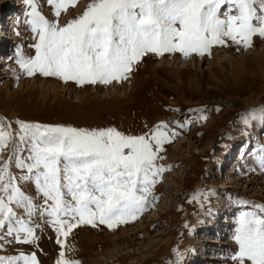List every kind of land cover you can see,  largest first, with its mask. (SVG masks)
Wrapping results in <instances>:
<instances>
[{
    "label": "snow or ice",
    "instance_id": "6c2138e0",
    "mask_svg": "<svg viewBox=\"0 0 264 264\" xmlns=\"http://www.w3.org/2000/svg\"><path fill=\"white\" fill-rule=\"evenodd\" d=\"M45 2L55 19L42 14L38 0H23L28 8L24 22L36 41L29 47L35 54L25 56L18 49L16 63L29 77L39 74L77 85L128 80L133 66L150 53L204 56L215 45L227 47L231 41L247 49L253 36L264 38V0H89L81 14L63 24L62 13L79 0ZM257 113L264 122V108L253 109L242 117L245 125ZM166 129L161 122L150 133L128 135L116 127L42 125L0 117V249L11 243L38 246L36 229L42 224L54 228L56 243L64 249L61 237L66 239L80 225L112 229L136 220L157 199L153 189L169 170L157 164L164 159V145L177 135ZM258 152L264 170V145ZM29 186L34 187L32 194L26 191ZM252 208L236 219V247L227 257L231 264H264V204ZM206 215H212L211 208ZM20 262L40 264L35 252L0 256V264ZM183 262L181 253L175 264ZM55 264L80 261L62 250Z\"/></svg>",
    "mask_w": 264,
    "mask_h": 264
},
{
    "label": "rangeland",
    "instance_id": "374dc122",
    "mask_svg": "<svg viewBox=\"0 0 264 264\" xmlns=\"http://www.w3.org/2000/svg\"><path fill=\"white\" fill-rule=\"evenodd\" d=\"M38 2L42 14L55 19L51 6L45 0ZM88 3L89 0H79L74 8L69 7L62 13L60 22L66 23L81 14ZM3 7L11 15L15 39L8 40L0 50V117L42 125L116 127L128 135L150 133L154 126L164 122L168 125L166 131L177 135L164 145L160 153L164 159L157 160V164L169 169L160 175L153 189L157 199L136 220L112 229L106 225H80L66 239L61 237L64 249L56 243L54 228L42 224L36 230L38 246L5 244L0 256L35 252L40 264H55L59 252L65 250L66 256L80 264H175L183 253V264H196L189 261L188 251L198 233L196 225L208 217L207 208L213 214L225 202L242 212L254 210L252 204H264V170L257 159L259 152L255 145L264 143V122L259 113L248 125L242 119L251 110L264 108V38L253 36L252 46L247 49L231 41L227 47L215 45L211 54L204 56L150 53L133 66L128 80L109 85H77L39 74L29 77L20 69L15 59L17 50L25 56L35 54L29 47L36 42L34 34L24 22L28 8L23 0L14 3L0 0V10ZM3 16L0 13V19ZM218 53L219 58L226 57L229 61L219 66L220 61L213 58ZM189 59L200 63L202 68L213 66V70L177 69L183 60ZM173 60L176 65L171 69L159 67ZM210 61L214 64L210 65ZM43 82L57 85L56 94L50 93L48 97L47 87L40 88ZM60 87L66 91H59ZM13 127L18 126L13 123ZM240 133L245 134L238 136ZM251 141L254 142L245 153ZM7 155L6 152L5 158ZM222 169L226 184L224 180H217ZM232 172L243 179L236 182ZM26 191L32 194L34 187L29 186ZM240 200L252 204L238 203ZM236 226L231 227L232 233L219 246L221 252L231 254L236 247L232 240ZM123 232L129 236L114 242ZM68 248L72 251H67ZM226 255L220 257L223 259ZM207 259L210 264L214 261L211 257ZM219 264H231V261Z\"/></svg>",
    "mask_w": 264,
    "mask_h": 264
},
{
    "label": "bare ground",
    "instance_id": "6f19581e",
    "mask_svg": "<svg viewBox=\"0 0 264 264\" xmlns=\"http://www.w3.org/2000/svg\"><path fill=\"white\" fill-rule=\"evenodd\" d=\"M221 54V53H220ZM219 53H218V55H214V59L216 58L218 61H220V63H219V66H220V64L222 63V62H227V61H229L228 59H226V57H224V58H219ZM191 58V57H190ZM196 58V57H195ZM183 61H185L184 63H183V65L181 66V67H177V69L178 70H180V71H183V70H189V68L191 67V68H195V67H199V68H202L201 67V64L200 63H198V62H196L195 60H193V59H189V60H183ZM200 62V61H199ZM170 64H168L167 66H165L164 65V63L163 64H161L159 67L161 68H165V69H168L169 67H170V69H171V67L173 66H175L176 65V62L173 60L172 62H169ZM210 63V65L213 63L212 61H210L209 62ZM218 63V62H217ZM214 64V63H213ZM230 65H231V63H230ZM190 68V69H191ZM202 69H204V70H208V69H210V70H213V66L212 67H206V68H202ZM169 70V69H168ZM209 70V71H210ZM171 71H173V70H171ZM216 72V71H215ZM211 73H213V72H211ZM44 86L45 87H47V90H49V94H48V97L50 96V93H54V94H56V89H58L56 86L57 85H54V84H45L44 82L43 83H41L40 84V88L41 89H43L44 88ZM21 87V86H20ZM130 90H132V88H130L129 89V91H127V93L128 92H130ZM59 91H66V89L65 88H62V87H60L59 88ZM116 91V90H115ZM95 93V95H97L96 93H97V91L96 92H94ZM127 93H125V94H127ZM105 95V94H104ZM224 184H226V183H224ZM220 186V185H219ZM228 186V185H227ZM225 188V187H224ZM227 188V187H226ZM36 222H41L40 220H39V218H36ZM126 235V234H125ZM124 235V232H123V234H121L120 236H118L117 238H114V242H116V240L117 239H120L121 237H123V236H125ZM128 236H129V234H127ZM126 235V236H127ZM208 239V240H207ZM210 242V241H215V239L214 238H206V239H202L201 241L202 242ZM199 242V241H198ZM201 245H203V246H208L207 244H202L201 243ZM208 247H211L210 245L208 246ZM215 247H217V246H212V248H215ZM214 253V252H213ZM230 254H227L223 259L221 258L220 260H222V261H224V262H230L228 259H227V257L229 256ZM211 258H213V262H212V264H219L220 263V261L218 262V255H216V256H214V255H212V256H210ZM209 262H211V261H209ZM193 263H197V261H194Z\"/></svg>",
    "mask_w": 264,
    "mask_h": 264
}]
</instances>
